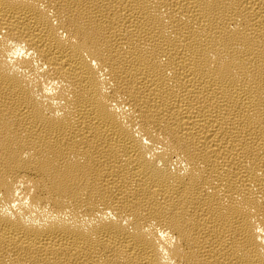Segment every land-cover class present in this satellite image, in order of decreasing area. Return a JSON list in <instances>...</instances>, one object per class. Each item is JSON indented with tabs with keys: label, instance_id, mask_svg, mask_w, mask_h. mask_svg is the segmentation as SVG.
I'll return each instance as SVG.
<instances>
[{
	"label": "bare ground",
	"instance_id": "bare-ground-1",
	"mask_svg": "<svg viewBox=\"0 0 264 264\" xmlns=\"http://www.w3.org/2000/svg\"><path fill=\"white\" fill-rule=\"evenodd\" d=\"M0 264H264V0H0Z\"/></svg>",
	"mask_w": 264,
	"mask_h": 264
}]
</instances>
